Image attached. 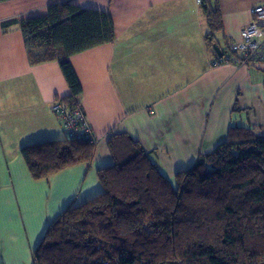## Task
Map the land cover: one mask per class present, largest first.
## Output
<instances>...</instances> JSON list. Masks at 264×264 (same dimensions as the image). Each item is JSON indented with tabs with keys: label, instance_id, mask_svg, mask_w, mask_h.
I'll return each instance as SVG.
<instances>
[{
	"label": "crops",
	"instance_id": "obj_1",
	"mask_svg": "<svg viewBox=\"0 0 264 264\" xmlns=\"http://www.w3.org/2000/svg\"><path fill=\"white\" fill-rule=\"evenodd\" d=\"M61 1L108 11L116 39L69 58L96 140L91 162L34 181L19 149L65 138L51 104L69 91L57 62L30 65L18 25L3 31L1 23L42 15ZM258 4L246 3L231 39ZM206 27L195 0L0 1V264H31L49 223L102 193L97 171L112 164V134L138 141L168 179L212 152L230 126L264 136V63L211 66Z\"/></svg>",
	"mask_w": 264,
	"mask_h": 264
},
{
	"label": "trees",
	"instance_id": "obj_2",
	"mask_svg": "<svg viewBox=\"0 0 264 264\" xmlns=\"http://www.w3.org/2000/svg\"><path fill=\"white\" fill-rule=\"evenodd\" d=\"M219 1L199 4L214 57V47L223 53L230 42L224 38L223 48L215 39L224 28ZM11 25H18L30 65H59L69 94L57 100L81 108L69 58L115 41L111 14L61 1L42 15L1 23L3 31ZM107 149L112 164L97 171L102 193L64 208L31 264H264V136L230 126L212 152L170 179L127 134H112ZM93 151L94 144L66 137L19 149L34 181L90 163Z\"/></svg>",
	"mask_w": 264,
	"mask_h": 264
},
{
	"label": "built area",
	"instance_id": "obj_3",
	"mask_svg": "<svg viewBox=\"0 0 264 264\" xmlns=\"http://www.w3.org/2000/svg\"><path fill=\"white\" fill-rule=\"evenodd\" d=\"M195 2L200 4V0ZM250 14L252 20L242 28L239 39L230 41L227 51L220 57H213L211 66L223 63H264V0L253 7ZM51 111L59 119L66 138L92 144L96 142L80 107L71 109L61 100H55L51 104Z\"/></svg>",
	"mask_w": 264,
	"mask_h": 264
},
{
	"label": "rangeland",
	"instance_id": "obj_4",
	"mask_svg": "<svg viewBox=\"0 0 264 264\" xmlns=\"http://www.w3.org/2000/svg\"><path fill=\"white\" fill-rule=\"evenodd\" d=\"M256 1L261 2L262 0H220L219 1L220 10H221V7L223 10V13H222V10H221V13H222L223 21H224L223 22L224 29L222 32L221 31L216 32L215 39L217 42L220 43L221 47L224 48V45H223L224 44V38L228 42L231 40H236V39H231V37H234V34L238 33L239 29L238 28L233 29V28L238 26V23H240L242 21V19L244 18L243 11L246 8V3L247 2H256ZM251 20L252 19L250 18L249 22ZM162 25H163L162 21H158L157 26L155 25V27L156 28L157 27L163 28ZM164 25H165V23H164ZM243 27H241L240 31L242 30ZM206 31H207V27H206ZM119 41H122V40H119ZM0 120H2V119H0ZM2 126L5 128L7 125L5 126L2 124Z\"/></svg>",
	"mask_w": 264,
	"mask_h": 264
},
{
	"label": "water",
	"instance_id": "obj_5",
	"mask_svg": "<svg viewBox=\"0 0 264 264\" xmlns=\"http://www.w3.org/2000/svg\"><path fill=\"white\" fill-rule=\"evenodd\" d=\"M214 51H215V54H216L218 57H220V56L222 55V52H221V50H220L219 48L214 47Z\"/></svg>",
	"mask_w": 264,
	"mask_h": 264
}]
</instances>
